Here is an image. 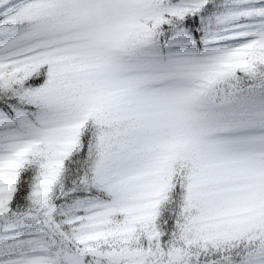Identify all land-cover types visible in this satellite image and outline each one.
<instances>
[{"label": "snow or ice", "instance_id": "snow-or-ice-1", "mask_svg": "<svg viewBox=\"0 0 264 264\" xmlns=\"http://www.w3.org/2000/svg\"><path fill=\"white\" fill-rule=\"evenodd\" d=\"M0 264H264V0H0Z\"/></svg>", "mask_w": 264, "mask_h": 264}]
</instances>
